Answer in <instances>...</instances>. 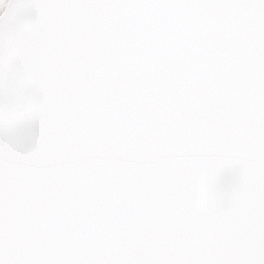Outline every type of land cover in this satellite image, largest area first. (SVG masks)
<instances>
[{
  "label": "snow or ice",
  "instance_id": "1",
  "mask_svg": "<svg viewBox=\"0 0 264 264\" xmlns=\"http://www.w3.org/2000/svg\"><path fill=\"white\" fill-rule=\"evenodd\" d=\"M0 264H264V0H0Z\"/></svg>",
  "mask_w": 264,
  "mask_h": 264
}]
</instances>
